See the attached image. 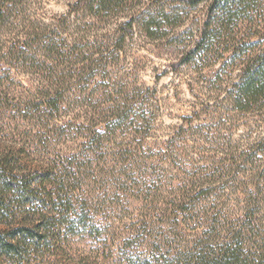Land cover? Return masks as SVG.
<instances>
[{"label":"trees","instance_id":"obj_1","mask_svg":"<svg viewBox=\"0 0 264 264\" xmlns=\"http://www.w3.org/2000/svg\"><path fill=\"white\" fill-rule=\"evenodd\" d=\"M141 1L79 0L71 10L90 9L98 15L109 14ZM13 2L0 0V117L4 122L0 132V264H69L75 257L73 248L77 240L94 246L111 229L97 213L98 202L91 198V184L99 174L98 167L101 162H108L107 157L111 158L107 144L119 134L125 135L120 137L125 142L116 144L118 151L112 162L120 166L128 164V171L144 169L140 182L149 192L147 196L155 186L147 175L150 169L145 141L152 129V119L145 102H140L139 107V101L133 106L119 103L107 109L99 106L95 108V121L86 119L82 123L72 119L65 110L70 93L69 78L95 76L106 71L113 56L124 50L136 23L131 20L121 24L116 40L108 38L100 45L87 41L81 48L77 45L79 42L72 46L65 39H59L57 32L46 24L11 21L15 19ZM209 10L210 20L204 23L200 38L175 67L179 69L195 61L208 62L211 66L220 63L219 77H231L238 70V81L227 91L229 104L240 113L263 112L264 40L239 38L245 30L239 21H253L254 11L264 12V0H213ZM259 15L264 21V13ZM156 20L157 16H150L140 23L149 38H155L161 29ZM76 64L83 65L74 70V75L66 72ZM14 72H30L40 80L41 87L35 90V95L20 92L24 87L12 78ZM106 103L102 104L106 106ZM87 122L93 125V131L81 137L85 144L77 145L73 141L75 131L88 127ZM180 139L182 129L168 143L165 154L168 161H176ZM67 144L77 149H65ZM242 154L244 168L226 169L219 165L213 169L209 183L188 182L177 187L175 197L168 199L165 208L150 199L149 211L140 221L136 236L133 234L140 238L148 253L138 261L125 256L126 264L169 261L174 264H264V139ZM246 166L251 168L249 175L255 184L251 183L254 187L250 190L246 187L250 185L244 182L249 177L243 176L235 192L243 197H236L233 211L230 206L227 210L229 200L203 205L215 192L214 184L223 177L235 184L236 174L247 172ZM158 217H168L182 226L195 218V235L188 239L182 236V249L176 253L166 250L165 243L152 230Z\"/></svg>","mask_w":264,"mask_h":264},{"label":"rangeland","instance_id":"obj_2","mask_svg":"<svg viewBox=\"0 0 264 264\" xmlns=\"http://www.w3.org/2000/svg\"><path fill=\"white\" fill-rule=\"evenodd\" d=\"M78 1L14 0L11 6L14 7L15 19L11 21L46 24L57 32L59 39H65L72 46L79 42L77 45L81 48L87 45V41L100 45L105 44L108 38L116 40L120 35L117 30L121 24L131 20L136 23L124 50L113 56L114 60H110L111 64H108L106 71H100L95 76L74 75V70L81 69L83 64H76L66 71L74 75L67 81L70 93H67L65 108L72 119H79L80 123L86 119L95 121V108L103 106L107 109L114 103L133 106L138 101L137 107L140 102H145L149 119H152V129L145 141V149L148 151L144 150L148 152L146 156H149L150 171H147V175L155 185L151 195H146L149 192L140 182L144 169L128 171V164L120 166L112 162L118 151L116 144L125 142L121 138L126 136L119 134L117 139L107 144V153L111 158L106 156L108 162L100 163L97 171L99 174L96 180H92L97 182L91 184V198L98 202L97 213L107 221L111 229L94 246L84 245L77 240L73 248L75 257L69 263L126 264L125 256L138 261L148 253L144 249L145 245L139 241L140 238L135 237L136 230L141 227L140 221L149 211L148 201L155 199L160 207L165 208L168 199L175 197L177 187L188 182L195 185L200 182L209 183L213 179V169L219 165L226 169L236 166L242 169L244 165L241 163L245 159L242 153L264 139V111L240 113L229 104L227 91L230 85L238 81V70L231 77H219L217 73L220 63L211 66L208 62L195 61L189 66H181L179 69L175 67L200 38L204 23L210 20L209 9L213 0H142L140 4L126 10L101 15L90 9L73 12L71 8ZM261 13L264 12L254 11L253 21H239L243 24L241 27L245 28L239 38L250 37L256 42L264 40ZM150 16H157L156 21L161 25L155 38H149L140 26ZM12 78L23 85L24 89L20 88V92L24 90L25 93L35 95V90L41 87L40 80L30 72H14ZM102 103H106V106ZM3 125L0 117V132ZM87 126L75 131L73 141L77 145L85 144L86 141L81 140V137L93 131L92 124L87 122ZM180 129L182 139L175 152L176 161H168L165 158L168 143ZM68 147L77 149L71 144L64 148ZM262 156L259 158L262 159ZM117 166V169H113ZM247 169V172L236 174L233 185L227 181L228 177L220 179L218 184L213 185L215 192L205 199L203 205L211 206L216 200L215 203L229 200L227 210L230 206L233 211L238 196L243 197V194H235L243 176L249 177H245L244 182L250 185L246 186L250 190L253 186L251 183L255 184L254 178L249 175L251 168L248 166ZM113 171L115 174H111ZM131 181L136 183L132 184L134 187ZM125 183L128 185L124 186ZM224 183H228L227 187ZM146 197L148 200H145ZM194 219L186 221L182 226L171 222L168 217H158L153 220V234L162 244L165 243L163 247L166 250L176 253L182 249V236L188 239L195 235ZM174 263L169 261L164 264Z\"/></svg>","mask_w":264,"mask_h":264}]
</instances>
